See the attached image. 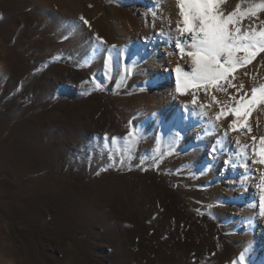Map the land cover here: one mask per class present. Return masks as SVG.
Returning <instances> with one entry per match:
<instances>
[{"label": "rangeland", "instance_id": "374dc122", "mask_svg": "<svg viewBox=\"0 0 264 264\" xmlns=\"http://www.w3.org/2000/svg\"><path fill=\"white\" fill-rule=\"evenodd\" d=\"M179 20L176 0H0V264H264V126L211 108L259 84L177 92Z\"/></svg>", "mask_w": 264, "mask_h": 264}, {"label": "snow or ice", "instance_id": "6c2138e0", "mask_svg": "<svg viewBox=\"0 0 264 264\" xmlns=\"http://www.w3.org/2000/svg\"><path fill=\"white\" fill-rule=\"evenodd\" d=\"M225 3L226 0H176L180 16L177 31L182 37H190L191 49L185 51L181 39H177L176 47L191 60L190 72L182 70L179 65L175 69L177 92L184 94L189 87L203 88L205 92L209 89L227 92L223 84L240 92L243 85L233 83L235 73L251 64L258 54L264 53V21L258 26H242L244 19H258L259 13L264 12V0H247V7L237 3L231 12L223 11ZM228 98L233 101V106L227 111L222 107L216 119L231 115L234 117L229 124L232 131L247 130L250 133V114L264 105V84L253 86L250 95L245 93L238 99L233 96ZM196 99L193 95L192 103H196ZM212 101L219 103L215 96H212ZM252 140L255 143L256 137ZM112 141L115 143L116 138L113 137ZM254 154L257 159L253 163L264 165V136L260 137L259 149H254ZM259 187L264 191V175ZM260 214L264 216V195L260 197ZM239 264H244L243 253Z\"/></svg>", "mask_w": 264, "mask_h": 264}, {"label": "bare ground", "instance_id": "6f19581e", "mask_svg": "<svg viewBox=\"0 0 264 264\" xmlns=\"http://www.w3.org/2000/svg\"><path fill=\"white\" fill-rule=\"evenodd\" d=\"M170 6V5H169ZM164 7V6H163ZM170 8V7H169ZM171 11V10H170ZM162 13V12H161ZM165 13V12H164ZM172 16V15H171ZM154 21V20H153ZM161 21V20H160ZM134 24V23H133ZM132 27V26H131ZM245 27V26H244ZM246 28V27H245ZM112 31V30H111ZM181 65V64H180ZM176 67V66H175ZM244 68V67H243ZM245 68L247 69V72L254 75L256 77V81L258 82V84H264V81L261 80L264 78V56H260L258 57L256 60L252 61L251 64L245 66ZM244 70V69H243ZM227 91L232 90V88L227 87ZM225 95V94H224ZM218 98L221 99L223 98L222 92L218 93ZM223 107V105L218 104V105H214V107H211L214 111L215 116L217 115V113H219L221 111V108ZM133 108V107H132ZM224 108V107H223ZM225 109V108H224ZM226 111V110H225ZM257 113H258V119L260 122V126H264V105H260L257 107ZM226 115L221 116V121L223 122L226 117ZM230 117V116H229ZM228 117V118H229ZM234 118V117H233ZM253 136V135H252Z\"/></svg>", "mask_w": 264, "mask_h": 264}]
</instances>
